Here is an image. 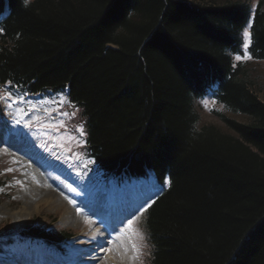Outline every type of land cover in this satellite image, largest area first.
<instances>
[{"label": "trees", "instance_id": "obj_1", "mask_svg": "<svg viewBox=\"0 0 264 264\" xmlns=\"http://www.w3.org/2000/svg\"><path fill=\"white\" fill-rule=\"evenodd\" d=\"M0 85L65 93L106 181L162 191L142 215L148 264H264V99L235 63L264 58V0H0ZM212 90L224 127L197 125ZM248 116L238 120L228 114ZM1 184V179H0ZM10 230L9 227H2ZM27 240L73 234L33 222Z\"/></svg>", "mask_w": 264, "mask_h": 264}, {"label": "rangeland", "instance_id": "obj_2", "mask_svg": "<svg viewBox=\"0 0 264 264\" xmlns=\"http://www.w3.org/2000/svg\"><path fill=\"white\" fill-rule=\"evenodd\" d=\"M249 1L254 9L257 0ZM245 31L250 34V20L243 29L242 52L233 53V59L248 67V73L264 99V58L251 55L250 43L246 54L251 58H243ZM238 55L242 56L240 60L236 59ZM61 100L65 103H59ZM194 102L199 113L198 126L215 123L224 127L216 112H227L226 108L211 92L195 98ZM228 115L242 121L248 118L241 112ZM81 127L84 135L77 131ZM86 134L80 108L72 105L65 93H16L8 90V86L0 85V254L12 258L9 254L14 252L20 256L36 248H48L51 257L65 258L83 230L100 221L91 211L99 205L98 213L105 212L106 208L116 212L120 225L130 234L135 248L130 262L133 258L134 264H148L150 245L142 215L154 194L147 185L141 192L142 181H127V185L124 178L112 181L102 178V173L87 154ZM43 185L60 192L62 204H46L41 194L45 189ZM146 194H149L148 198ZM66 207L74 216L76 212L83 219L66 220L63 217ZM26 222L54 231H71L73 236L60 243L61 248L40 239L27 240L19 231ZM4 226L11 228L6 232ZM56 249L63 250L64 256H58Z\"/></svg>", "mask_w": 264, "mask_h": 264}, {"label": "bare ground", "instance_id": "obj_3", "mask_svg": "<svg viewBox=\"0 0 264 264\" xmlns=\"http://www.w3.org/2000/svg\"><path fill=\"white\" fill-rule=\"evenodd\" d=\"M209 92L213 94L212 90L207 93ZM42 187L45 188L41 194L42 197H45L46 204H62L63 201L59 199L60 192L54 191L50 186V188H46L45 185ZM98 207L99 205L93 207L95 210H90L94 214L96 213L95 215L100 221L94 222L92 226H87L88 228L83 230L82 234L69 247L68 255L65 258L51 257L48 248H36L20 256L17 252L11 253L9 255L12 258L0 254V264H134L132 263L133 258L130 262V258L135 254L134 244L131 243L133 241L130 240V234L125 232V227L120 225L119 217L115 216L117 213L111 212L109 208L103 210L105 211L103 213H98ZM63 217L70 221L83 219L76 212L74 216L69 207L64 209ZM56 251L64 253L60 249H56Z\"/></svg>", "mask_w": 264, "mask_h": 264}, {"label": "snow or ice", "instance_id": "obj_4", "mask_svg": "<svg viewBox=\"0 0 264 264\" xmlns=\"http://www.w3.org/2000/svg\"><path fill=\"white\" fill-rule=\"evenodd\" d=\"M243 35H244V49H245V52L243 54V58L244 59H250L251 57L247 56V54H246V50H247L248 45L250 43V34L247 31H245ZM241 58H242L241 55L236 56L237 60H240ZM59 103L63 104V103H65V101L61 100ZM74 114L75 113H73V115ZM63 115H68V113H63ZM77 131H79L81 135H84L83 127L77 129ZM9 171H11V170L9 169ZM129 226H131V225H129Z\"/></svg>", "mask_w": 264, "mask_h": 264}]
</instances>
